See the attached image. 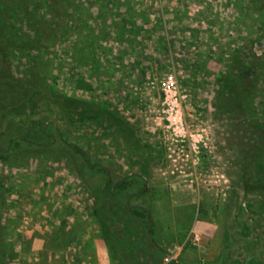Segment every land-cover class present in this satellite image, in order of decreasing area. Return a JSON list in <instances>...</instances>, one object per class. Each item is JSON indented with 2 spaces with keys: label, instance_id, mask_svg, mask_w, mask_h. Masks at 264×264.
<instances>
[{
  "label": "rangeland",
  "instance_id": "1",
  "mask_svg": "<svg viewBox=\"0 0 264 264\" xmlns=\"http://www.w3.org/2000/svg\"><path fill=\"white\" fill-rule=\"evenodd\" d=\"M23 3L11 75L57 94L0 87V264H264V0Z\"/></svg>",
  "mask_w": 264,
  "mask_h": 264
},
{
  "label": "trees",
  "instance_id": "2",
  "mask_svg": "<svg viewBox=\"0 0 264 264\" xmlns=\"http://www.w3.org/2000/svg\"><path fill=\"white\" fill-rule=\"evenodd\" d=\"M24 0H0V87L5 88H20L25 91H30L31 93L40 94L41 96L47 98L50 96H53L57 94L55 89L53 87H46L43 83L40 82H33V81H26V80H19L16 79L11 75L9 67L12 66V56L10 55L9 51L11 50L10 43H12V38L18 35L16 28L20 24H26V27H29V46L33 44L30 41H38L39 37V27L37 26L38 23H40L42 26L47 25L43 22L46 21V19H43L40 22H36V26H29L28 23L25 21V18L28 15V12L23 7ZM64 4H66V0H48V7L46 8L45 17L48 19V25H54L57 18H60L63 14H65L66 11H64ZM16 14V15H13ZM33 48V46H32ZM10 49V50H9ZM264 49V45H263ZM19 80V81H17ZM30 82V83H28ZM53 100V97L50 98ZM68 101H71V99H67ZM44 127H41L39 129L31 128L29 130V140L31 139V142H35L34 139L36 137L43 136L44 133ZM15 143V147L18 146V141H11V145ZM71 148L75 152L76 155H78L84 162L85 166L84 169L87 170L90 168V157L77 145H71ZM94 168V167H92ZM96 171L103 173L107 180H106V188L104 189V195L107 197H113V196H119L125 191L128 190L130 186V182L128 179H123L119 181L118 183L114 184L110 178V175L106 169L103 167L96 168ZM110 190H112L110 192ZM141 210L140 207H134L133 211L138 213ZM148 218L147 216H145ZM150 223V222H149ZM150 228L152 225H148ZM108 230V229H106ZM108 233V232H107ZM106 235V233H105ZM108 237V234H107Z\"/></svg>",
  "mask_w": 264,
  "mask_h": 264
},
{
  "label": "built area",
  "instance_id": "3",
  "mask_svg": "<svg viewBox=\"0 0 264 264\" xmlns=\"http://www.w3.org/2000/svg\"><path fill=\"white\" fill-rule=\"evenodd\" d=\"M174 136L173 141L177 144L178 150L184 156V160L187 161L194 170L200 164V160L203 156L210 157L213 153L214 147L209 139H195L196 136L191 134L187 135L182 130L174 133ZM190 182L194 183V180L191 179Z\"/></svg>",
  "mask_w": 264,
  "mask_h": 264
},
{
  "label": "crops",
  "instance_id": "4",
  "mask_svg": "<svg viewBox=\"0 0 264 264\" xmlns=\"http://www.w3.org/2000/svg\"><path fill=\"white\" fill-rule=\"evenodd\" d=\"M169 239H170V240H171V239H172V240H177V237H176V236L169 235V237H168L167 240H169Z\"/></svg>",
  "mask_w": 264,
  "mask_h": 264
}]
</instances>
